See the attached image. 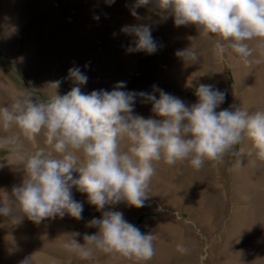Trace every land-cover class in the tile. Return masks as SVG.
Returning <instances> with one entry per match:
<instances>
[{
    "label": "rangeland",
    "instance_id": "rangeland-1",
    "mask_svg": "<svg viewBox=\"0 0 264 264\" xmlns=\"http://www.w3.org/2000/svg\"><path fill=\"white\" fill-rule=\"evenodd\" d=\"M135 5L136 0H0V106L11 107L22 93L38 101L67 94L76 86L68 70L76 66L88 78L80 85L84 93L111 91L124 82L121 90L153 93L156 86L191 105L197 100L195 86L203 83L225 92L217 111H264V55L257 41L248 42L254 52L245 64L230 49L217 55L214 34L192 24L176 26L154 0ZM133 10L138 17L131 15ZM134 24L152 26L155 53L128 51L133 38L121 29ZM187 47L197 53L196 64L175 56ZM151 107L137 97L133 114L158 118ZM11 135L20 136L28 153L43 149L60 155L45 143L43 133L29 140L18 129L0 128V138ZM119 145L124 152L129 142L120 140ZM18 163L17 153L0 148V202L23 178ZM153 166L144 207L121 202L105 208L122 212L142 232L155 236L150 260L138 262L98 249L84 258L79 250L66 248L76 232L77 242L87 247L84 235L97 231L87 222L101 216L86 194L73 188L74 199L84 206L81 220L66 214L35 224L18 214L0 216V264H20L25 258L29 264H264V160L252 152L247 137L221 160H205L199 169L188 160L174 165L154 161ZM178 244L187 251H178Z\"/></svg>",
    "mask_w": 264,
    "mask_h": 264
},
{
    "label": "clouds",
    "instance_id": "clouds-1",
    "mask_svg": "<svg viewBox=\"0 0 264 264\" xmlns=\"http://www.w3.org/2000/svg\"><path fill=\"white\" fill-rule=\"evenodd\" d=\"M152 0H136L135 7L149 5ZM114 3V0H108ZM155 7L171 14L176 26L196 25L204 34H214L217 55L231 50L240 61L251 63L254 49L248 43L257 41L264 55V0H154ZM131 15L138 17L133 10ZM131 36L129 52L153 54L158 45L148 24L127 25L121 29ZM175 56L196 64L197 53L190 47L177 50ZM255 63H261L256 59ZM68 78L76 86L67 94H54L38 101L28 94H18L11 107L0 106V128L18 129L32 140L43 133L45 143L60 154L54 157L43 149L28 153L23 150L19 135L0 138V148H10L18 154V169L23 178L4 192L0 216L19 215L35 224L48 218H63L66 214L83 219L84 206L74 199L73 188L87 196V202L101 212L99 218L87 222L96 228L85 234V244L78 243L73 233L66 248L77 249L87 258L93 249L118 253L135 261H148L155 255L152 233H145L127 221L120 211L105 210L121 202L135 208L145 206L148 186L154 175V161L168 165L188 160L196 169L205 160H221L232 152L245 137L252 152L264 160V111L249 113L236 107L217 111L225 101V92L211 84L200 83L194 88L195 103L186 104L180 98L153 86L154 92L121 90L119 82L113 90H93L84 93L80 85L87 76L79 67L68 70ZM60 81L54 82L58 88ZM151 104L158 118L133 114L136 98ZM129 142L127 151H120V140ZM75 153H80L82 160ZM3 165H0L2 167ZM78 173L74 178L73 173ZM162 211V209H161ZM181 253L187 251L177 245ZM20 264H29L25 258Z\"/></svg>",
    "mask_w": 264,
    "mask_h": 264
}]
</instances>
